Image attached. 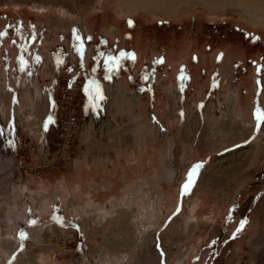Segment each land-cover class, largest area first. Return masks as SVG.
I'll list each match as a JSON object with an SVG mask.
<instances>
[{"label": "rangeland", "instance_id": "obj_1", "mask_svg": "<svg viewBox=\"0 0 264 264\" xmlns=\"http://www.w3.org/2000/svg\"><path fill=\"white\" fill-rule=\"evenodd\" d=\"M86 46L88 70L116 81L115 107L90 125ZM57 49L80 76L59 77ZM44 52L59 87L47 73L19 85ZM1 87L0 264H264V0H0ZM54 95L61 125L78 118L71 154L33 168L37 144L60 151Z\"/></svg>", "mask_w": 264, "mask_h": 264}, {"label": "crops", "instance_id": "obj_2", "mask_svg": "<svg viewBox=\"0 0 264 264\" xmlns=\"http://www.w3.org/2000/svg\"><path fill=\"white\" fill-rule=\"evenodd\" d=\"M89 52H90V49L86 46L84 49V53H83L85 55V56L83 55L85 57V59H84L85 65L83 67L85 68L84 77L86 78V83L83 85V88L81 90L82 91L81 92V100H82V104H83V108L81 111L82 112V120H85V123H87V125L88 124L90 125L89 122H92L93 120L98 121V123H102L103 121H105L108 114H109L110 108L112 106L115 107V105H116L115 103L114 104L110 103V97L112 96V92H113V89H111V88L114 86V83H116V81L104 82V81H101L100 79L95 78V75H93L92 72L88 70L89 64H87V63L90 60L89 54H91ZM72 57H73V59L76 60V58L74 56H72ZM40 62H41V65H40L41 68L39 69L38 73L36 74L35 72L30 71L31 60L29 59L28 62L26 63V65L23 66L22 71H21L22 73L19 75V79H18L17 83H19V85L24 84L23 85V87H24L26 85V83L31 79L32 76L37 75V76H39V78L40 77L44 78V75H46V73H47V76L45 78L46 79L49 78V81L54 80L55 82L56 81L59 82L58 79H59V77H62V76H65V77H68V76L72 77V76H77V75L80 76V72L78 70L79 59H77V61H74V60L69 61V64H70L69 66H72V67H69L71 69L70 72H66L65 74H62L59 77L57 76L59 74L56 75V73H55L54 66H53V60L51 62V59L49 58V53L44 52L41 55ZM63 67L68 70V67L66 68L65 64H63ZM13 70H14V67H13ZM49 72H50V76H49ZM42 73L44 75H42ZM1 74H2V76L5 74L4 75L5 77L4 76L2 77V80H3L2 83L6 87L7 83H10V80H11L9 77V73H7V72L4 73V71H1ZM21 88H22V85H21ZM21 88H20V90H22ZM205 90L206 89L204 88V92H205ZM97 93H98V95H97ZM8 94H9V91H8ZM211 97L217 99L216 95H211ZM179 98H181V97H179ZM254 102H256V101H254ZM17 104H18V102H17ZM17 104H16L15 108L17 107ZM20 105H21V102H20ZM256 105H258V107H260V105H262L260 98H258ZM197 106H198V104H197ZM249 108H251V106ZM10 109H11V113H12L11 102L9 99V108H8L9 118H10ZM252 110L253 109L251 108L250 112ZM149 117H151V119H149L150 126H152V127H154L155 125L158 126V124L153 121V117H155V115L151 116V114H150ZM179 122L182 123V120H180ZM90 128H89V130H90ZM43 130H45V129H42L40 127V132L38 131L39 132L38 136L42 134L41 131H43ZM89 130H85L84 133L87 134L89 132ZM88 136H89V134H88Z\"/></svg>", "mask_w": 264, "mask_h": 264}, {"label": "built area", "instance_id": "obj_3", "mask_svg": "<svg viewBox=\"0 0 264 264\" xmlns=\"http://www.w3.org/2000/svg\"><path fill=\"white\" fill-rule=\"evenodd\" d=\"M83 69L85 70V68L83 67ZM80 88L79 90H81L83 88V85L86 83V78L84 77V75L80 76ZM60 85V81L58 82V86ZM52 102L53 105L55 106V110L59 119V115H58V111L60 108V100L58 98V96L54 95L52 98ZM78 121L77 115H75L74 113L69 115L65 121L62 123L61 125V120L59 119V123H58V127L60 128V132L62 130V133H60V137H61V141L59 143H57V148L58 150H60L58 152V154H56L55 156L51 155V157L49 158L48 156H50V147L48 146H43L40 144H37L36 149H32V151H36L34 152V156L37 158L36 161L34 163H32V167L33 168H44L47 167V169H52V167L55 165L56 161L62 160V161H66L67 158L70 157V151H69V144L72 141L73 135L75 134V124ZM63 125H66V127L64 128ZM25 145V144H24ZM61 148H59V147ZM57 152V151H56ZM55 152V153H56ZM25 155L22 153V155L18 156V160L20 165L22 166V157H24Z\"/></svg>", "mask_w": 264, "mask_h": 264}, {"label": "bare ground", "instance_id": "obj_4", "mask_svg": "<svg viewBox=\"0 0 264 264\" xmlns=\"http://www.w3.org/2000/svg\"><path fill=\"white\" fill-rule=\"evenodd\" d=\"M3 91V92H2ZM2 92V93H1ZM0 93L2 94L1 96V99H3V98H7V99H9L10 97L8 96V94H6L5 92H4V90H3V88H0ZM6 102H8V101H6ZM8 104V103H7ZM229 130V118L228 117H225V118H223V120H222V123H220V125H219V127L217 128V132H215L216 134H224L225 132H227ZM213 136H214V134H213ZM252 150V149H251ZM247 153V152H246ZM243 155V154H242ZM246 154H244V156H245ZM237 156V155H236ZM235 156V157H236ZM241 157V156H240ZM250 157H251V155L249 156L248 155V158L245 160V161H243L242 162V165H246L245 163L246 162H249V160H250ZM237 160H239L238 158H237ZM236 160V161H237ZM235 162V161H234ZM238 162V161H237ZM237 162H235L236 163V165H237ZM239 164V163H238ZM248 164V163H247ZM239 165H241V164H239ZM242 168V167H241ZM225 175H227V174H225ZM215 179H216V176L214 177ZM207 180V179H206ZM221 180V179H220ZM202 181V180H201ZM203 182H205V180H203ZM215 183V182H214ZM54 228V227H53ZM51 229V230H50ZM47 228V230H46V232H50V235L53 237H59L60 236V238L64 235L63 234V231H61V230H58V229H52V228ZM41 231H43V229L41 230V229H39V231H37L36 230V234H39V232H41ZM40 235V234H39ZM65 236V235H64ZM35 241V240H34ZM39 241V240H38ZM48 241H49V239H48ZM49 243V242H48ZM30 263V262H29ZM29 263H27V264H29ZM14 264H16V262H14Z\"/></svg>", "mask_w": 264, "mask_h": 264}, {"label": "trees", "instance_id": "obj_5", "mask_svg": "<svg viewBox=\"0 0 264 264\" xmlns=\"http://www.w3.org/2000/svg\"><path fill=\"white\" fill-rule=\"evenodd\" d=\"M76 31H78V28L76 27V29H75ZM78 37H79V35H78ZM80 38V37H79ZM253 38L254 39H258V36L257 35H253ZM78 41V43H76V44H74L75 43V40H73V45H76L75 47H74V49L76 48L77 49V51L76 52H78L77 54L79 55V57H80V55L82 54L81 52H82V45H81V43H80V40H77ZM75 49V50H76ZM57 52V53H56ZM24 53L26 54L27 52L26 51H24ZM54 61H55V63H56V68H57V71L58 72H60V74H65L66 72H70V68L68 67V71H66V70H63L62 69V67H63V64H64V56H61V54H60V50L59 49H57V50H55L54 51ZM216 64H217V66H218V63L216 62ZM70 67H72V66H70ZM218 68V67H217ZM217 68L215 67L214 68V71L211 73V75H217L218 73H217ZM202 72H204V71H202ZM202 74H204V73H202ZM216 79L217 78H215V79H212V81L209 83V82H206V84L208 85V86H210V85H212V83L214 82V84H217V82H216ZM183 93V92H182ZM256 97V93H255V95H254V98Z\"/></svg>", "mask_w": 264, "mask_h": 264}, {"label": "snow or ice", "instance_id": "obj_6", "mask_svg": "<svg viewBox=\"0 0 264 264\" xmlns=\"http://www.w3.org/2000/svg\"><path fill=\"white\" fill-rule=\"evenodd\" d=\"M77 39H79V37H77ZM94 83V82H93ZM98 95V93H97ZM255 119L257 121V126L260 125L261 122H264V112H261L259 109H257L256 113H255ZM47 127V125H46ZM3 135V131L0 130V136ZM201 167V165H197L196 167H194L186 180V183L182 186V194H187L190 189L192 188L193 184H194V179L197 175V170ZM23 236V234H21Z\"/></svg>", "mask_w": 264, "mask_h": 264}, {"label": "flooded vegetation", "instance_id": "obj_7", "mask_svg": "<svg viewBox=\"0 0 264 264\" xmlns=\"http://www.w3.org/2000/svg\"><path fill=\"white\" fill-rule=\"evenodd\" d=\"M21 48V47H20Z\"/></svg>", "mask_w": 264, "mask_h": 264}]
</instances>
